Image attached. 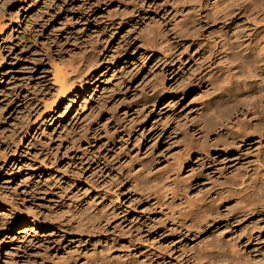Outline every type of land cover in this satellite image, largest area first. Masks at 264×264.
<instances>
[{
	"label": "rangeland",
	"instance_id": "rangeland-1",
	"mask_svg": "<svg viewBox=\"0 0 264 264\" xmlns=\"http://www.w3.org/2000/svg\"><path fill=\"white\" fill-rule=\"evenodd\" d=\"M215 1L0 0V264H264V207L235 191L239 168L264 165V99L251 88L236 110L225 88L247 70L222 46L264 33V0L227 16ZM88 55L99 65L67 108L54 69ZM171 175L193 202L161 198Z\"/></svg>",
	"mask_w": 264,
	"mask_h": 264
},
{
	"label": "bare ground",
	"instance_id": "bare-ground-1",
	"mask_svg": "<svg viewBox=\"0 0 264 264\" xmlns=\"http://www.w3.org/2000/svg\"><path fill=\"white\" fill-rule=\"evenodd\" d=\"M220 1L226 6L224 9V14L227 16L230 12V7L236 0H217L213 4L217 5ZM231 38H229L227 41H225L222 46L226 53L229 54V57H232L235 67L242 68L245 67L247 70V75L244 74V71L236 73V79L235 81H232L228 84V87L225 88V92L228 95H232L231 98L235 96L236 101V110L243 112V106L242 101L243 99L240 98L242 93H248L249 89H254L253 92L248 94V96L252 97L255 95H259L261 98L264 99V33L260 35L257 39H255L252 42L247 43L246 45L242 42L240 43V39H238V45H235V43L231 42ZM245 45V46H243ZM242 51L236 54L237 47H241ZM125 63L131 64L132 60H125ZM97 65H99V61L96 59L95 55H88L85 58L84 64L75 66L71 68L70 71H66L65 69H54V80L55 83H58L57 88V99H68L69 103L67 104V108L74 105L77 101V98L85 93L88 89V85L90 83V76H93L94 72L97 69ZM78 73L77 76H73L74 74ZM75 89V90H74ZM233 100V99H230ZM234 104V103H233ZM58 103H55V107H57ZM49 105H45V108H47ZM211 105L208 108V113H212L217 109V105ZM254 105H251V110L253 111ZM210 111V112H209ZM56 110H53V108H50V113H55ZM254 115H256V111L252 112ZM51 114L52 118L50 119L51 124L53 120L55 119V116ZM205 123V124H204ZM215 125V119L209 118V120H206L202 122L201 130L199 131V134L201 135L200 141L201 143H206L211 141V136L215 134V131L212 130V128ZM31 126L28 127V132L31 131ZM220 139L223 138L222 134L217 135ZM253 137L250 135L249 138ZM257 138H260V140L263 139L264 141V133L257 135ZM247 141L251 142L254 139H249ZM140 140V139H139ZM217 140V139H216ZM138 141V140H137ZM213 141V139H212ZM222 141V140H220ZM216 145H210L212 147L219 146V142ZM234 141V140H233ZM236 143V142H235ZM204 148H207L204 146ZM196 154V151H192L188 154L187 162H191V160L194 158V155ZM205 154L202 152L198 156H204ZM208 157V155H206ZM202 158V157H201ZM206 158V157H205ZM204 159V157H203ZM258 165L255 167H242L239 168L236 172V183H235V191L237 192V203L241 205H245L243 208L244 211H255V209L260 207H264V205L256 204V196L260 194H264V185L261 184L260 180L264 178V170L261 168L262 163H260V160H258ZM149 170L147 168H144L140 170L137 174L138 178H145L149 174ZM172 184H175V179H173V175L167 176L165 183L163 185V191L164 196H162V199H168V193L172 195L170 197L173 200L181 199L185 202V204H189V202H193L194 200L189 196H182L179 197L178 194L172 189ZM221 195V194H220ZM179 197V198H178ZM210 199V197L208 198ZM208 199H200L197 203L199 204H191L192 207H197L199 209H203L205 213V217L208 218L212 216L213 212L207 211L206 205L209 203L207 202ZM2 201L0 200V203ZM1 206V205H0ZM5 211L12 212L11 207L6 206L4 207ZM35 209L30 207V211H34ZM11 215V213H10ZM23 223V228L21 230H18L17 234H19L18 238H25L27 235L22 234H28L33 229L29 226V224L38 225V219L35 215H28V218H23L21 220ZM21 235V236H20ZM0 254H1V248H0ZM7 254V253H6ZM1 256V255H0ZM4 256V253H3Z\"/></svg>",
	"mask_w": 264,
	"mask_h": 264
}]
</instances>
